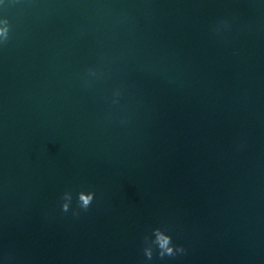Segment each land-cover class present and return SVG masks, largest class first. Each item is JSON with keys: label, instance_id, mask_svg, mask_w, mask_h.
Here are the masks:
<instances>
[{"label": "water", "instance_id": "1", "mask_svg": "<svg viewBox=\"0 0 264 264\" xmlns=\"http://www.w3.org/2000/svg\"><path fill=\"white\" fill-rule=\"evenodd\" d=\"M3 17L0 264H264V0H3ZM69 189L72 209L96 194L78 218ZM154 227L187 254L145 261Z\"/></svg>", "mask_w": 264, "mask_h": 264}, {"label": "clouds", "instance_id": "2", "mask_svg": "<svg viewBox=\"0 0 264 264\" xmlns=\"http://www.w3.org/2000/svg\"><path fill=\"white\" fill-rule=\"evenodd\" d=\"M3 3V0H0ZM229 24L227 21H219L213 28V32L216 35H220L222 31L227 30ZM11 40V24L7 17L0 18V48L7 47ZM101 74L96 69L89 68L84 80L85 84L90 82L91 78L98 79ZM123 95V89L117 88L112 93L111 103L119 104L120 98ZM126 120H122L121 123H126ZM94 191L81 190L76 193V208L72 209L73 192L71 189L65 190L61 197L60 208L63 213L71 211L73 217H79L82 212L88 211L92 206L95 199ZM145 261H152L154 258H158L163 261L166 258L175 259L178 256L186 255L187 249L180 244L173 241V237L169 234V230L166 227H154L151 228L148 234H145L142 240L141 249Z\"/></svg>", "mask_w": 264, "mask_h": 264}]
</instances>
